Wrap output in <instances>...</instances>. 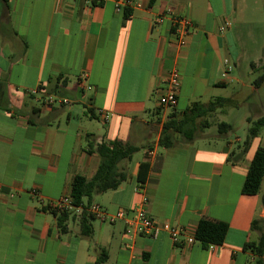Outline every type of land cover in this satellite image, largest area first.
Masks as SVG:
<instances>
[{"label":"crops","instance_id":"crops-1","mask_svg":"<svg viewBox=\"0 0 264 264\" xmlns=\"http://www.w3.org/2000/svg\"><path fill=\"white\" fill-rule=\"evenodd\" d=\"M131 1L117 12L115 0H0V264L256 262L244 246L260 236L264 192L248 196L241 188L257 138L235 155L226 133L212 129L216 123L198 119L185 128L194 130L191 140L171 134L170 147L159 145L169 118L181 117L193 102L227 98L232 79L222 77L223 61L236 52L230 29H218L230 0H219L216 9L211 0ZM173 16L193 23L182 47L171 31ZM173 69L177 104L162 109L157 98ZM82 72L89 92L78 85ZM33 89L40 92L28 95ZM46 96L69 104L46 108ZM87 136L93 148L118 141L137 152L141 146L143 154L120 163L126 180L116 190L53 214L48 203L70 196L76 176L91 179L98 169ZM142 164L147 167L141 170ZM143 200L156 223L184 230L178 244L161 230L153 238L136 237L125 249L124 222L101 223L88 212L93 204L108 214L129 212ZM203 220L228 225L222 245L203 249L185 242ZM82 225L90 235H82Z\"/></svg>","mask_w":264,"mask_h":264},{"label":"trees","instance_id":"trees-1","mask_svg":"<svg viewBox=\"0 0 264 264\" xmlns=\"http://www.w3.org/2000/svg\"><path fill=\"white\" fill-rule=\"evenodd\" d=\"M155 0H149L151 6ZM128 16V11L125 12ZM264 77H261L262 81ZM228 101V98H215L208 104L204 105L199 102L191 103L182 116L174 119L169 118L164 124L161 132L159 145L170 147L172 145L171 134H181L187 140H191L194 135V130L185 131L188 125H194L198 119L206 120V117L215 113L218 109ZM248 128V135L244 142L243 152L249 147L253 139L260 134L261 128L264 126V117L252 121ZM231 129L226 123H219L217 130L219 134H225ZM87 152L96 153L100 158L98 169L91 179H85L81 176H76L70 188V198L75 207L83 206V200L86 199L87 204L90 203L93 196L100 195L107 191L116 190L125 180L126 174L119 167L121 162L129 161L131 156L138 151L136 147L128 144H122L115 141L111 144H99L93 148L90 136L86 137ZM147 164H142L140 169H145ZM264 178V148H258L249 164L248 171L243 182L241 193L243 195L255 196L259 193L261 183ZM264 205V199H263ZM55 214V211H52ZM63 213V212H60ZM57 226L61 232L65 231L64 219L58 218ZM254 222L252 228H254ZM90 228L82 225L81 233L84 236L90 235ZM228 232V225L223 222H212L208 220L200 221L196 227L194 238L203 249H208L213 245H222L225 241ZM244 250L250 251L256 258L255 264H264L262 257L264 255V231L260 234L255 242L247 243Z\"/></svg>","mask_w":264,"mask_h":264},{"label":"rangeland","instance_id":"rangeland-1","mask_svg":"<svg viewBox=\"0 0 264 264\" xmlns=\"http://www.w3.org/2000/svg\"><path fill=\"white\" fill-rule=\"evenodd\" d=\"M218 1L211 0L214 9ZM226 17L231 24L236 52L235 59H228L227 77L232 79V83L228 86L229 92L223 94L228 101L206 120L212 125L216 123L212 127L215 132H218L219 123L230 125L231 129L223 139L232 143L236 155L243 149L250 123L264 117V79L260 81L264 77V0H230V13ZM139 147L137 153L142 156L143 150ZM256 147L264 148V126L251 145L250 152ZM263 192L264 183L258 194L262 196ZM261 228L259 234L264 231V224Z\"/></svg>","mask_w":264,"mask_h":264},{"label":"built area","instance_id":"built-area-1","mask_svg":"<svg viewBox=\"0 0 264 264\" xmlns=\"http://www.w3.org/2000/svg\"><path fill=\"white\" fill-rule=\"evenodd\" d=\"M89 2H95L97 0H87ZM133 6L131 0H115V9L117 12L121 11L122 9H128ZM162 17L157 18L155 20L156 23L160 22ZM170 25L171 31L173 32L177 46L182 47L187 43V40L192 33L193 30V23L191 20L185 17H170ZM231 28V24L228 21H223L222 24L219 26V33L222 34ZM223 65L225 70L223 72L222 77H227V71L229 72V62L228 59L223 61ZM78 85L82 90L87 92L92 90L91 85L88 83V74L87 72H82L78 76ZM179 74L176 69L171 70L165 81V86L163 91L157 98V104L159 108L162 109H169L174 108L177 104V95L179 91ZM40 92L39 89H33L27 91V94L30 96L37 95ZM44 106L46 108H52L55 104L60 106H66L69 104L67 100L59 99L53 96L45 97L43 99ZM98 114L107 119L110 117V114L104 113L102 111H98ZM1 191V188H0ZM30 194L33 196H37L38 192L35 189L30 190ZM147 201L143 200L141 204L134 207L131 211L127 212L124 210H118L114 214H108L104 212L98 205H91L88 208V212L90 215L97 221L106 224H114L117 221H123L125 225V230L123 232V237L126 242L123 243V248L130 249L131 242L133 239L139 236H146V237H155L159 231H165L171 242L173 244H178L180 242V238L184 234V230L178 227H174L168 223L158 224L156 223L148 214L146 209ZM48 208L51 211L55 212H67L74 208L72 199L70 196L68 197H61L57 200L51 201L48 203ZM187 244H193L195 241L194 238L188 237L185 239Z\"/></svg>","mask_w":264,"mask_h":264}]
</instances>
